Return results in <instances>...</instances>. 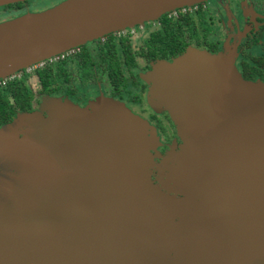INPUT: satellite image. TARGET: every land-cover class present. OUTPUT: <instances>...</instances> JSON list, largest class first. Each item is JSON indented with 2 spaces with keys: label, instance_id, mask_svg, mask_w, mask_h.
<instances>
[{
  "label": "water",
  "instance_id": "95a60500",
  "mask_svg": "<svg viewBox=\"0 0 264 264\" xmlns=\"http://www.w3.org/2000/svg\"><path fill=\"white\" fill-rule=\"evenodd\" d=\"M204 1L68 0L1 23L0 79ZM150 79L182 141L164 157L113 100L47 97L0 129V264H264V83L230 48Z\"/></svg>",
  "mask_w": 264,
  "mask_h": 264
},
{
  "label": "flooded vegetation",
  "instance_id": "af4514ba",
  "mask_svg": "<svg viewBox=\"0 0 264 264\" xmlns=\"http://www.w3.org/2000/svg\"><path fill=\"white\" fill-rule=\"evenodd\" d=\"M68 0H10L0 5V24L40 13ZM179 27L170 33L168 26ZM236 52L243 77L264 82V0H206L169 12L155 21L117 31L47 59L32 73L26 69L14 81H24L33 93L30 112H41L45 98L71 101L81 107L113 100L148 120L159 132L163 153L182 143L167 111L150 102V74L161 62H174L189 49ZM51 67L50 92L38 73ZM0 88L7 85L1 84ZM17 111L13 119L17 117ZM0 117V129L8 123Z\"/></svg>",
  "mask_w": 264,
  "mask_h": 264
},
{
  "label": "trees",
  "instance_id": "16d2710c",
  "mask_svg": "<svg viewBox=\"0 0 264 264\" xmlns=\"http://www.w3.org/2000/svg\"><path fill=\"white\" fill-rule=\"evenodd\" d=\"M178 30L179 27L168 26L170 33H176ZM38 77L45 90L50 92L55 78L54 70L48 67L40 71ZM32 103L33 93L24 81H14L8 84L6 88H0V117H3L5 123H11L17 111L30 112Z\"/></svg>",
  "mask_w": 264,
  "mask_h": 264
},
{
  "label": "built area",
  "instance_id": "2783aa9c",
  "mask_svg": "<svg viewBox=\"0 0 264 264\" xmlns=\"http://www.w3.org/2000/svg\"><path fill=\"white\" fill-rule=\"evenodd\" d=\"M43 65H44V62H40V63H37L35 65H32L31 67L27 68L26 70L28 73H32L34 70H36L39 67H42ZM21 75H22V73L11 75V76L7 77L6 79H3L1 81V84L7 85L9 82H11L12 80H15L17 77H21Z\"/></svg>",
  "mask_w": 264,
  "mask_h": 264
},
{
  "label": "rangeland",
  "instance_id": "374dc122",
  "mask_svg": "<svg viewBox=\"0 0 264 264\" xmlns=\"http://www.w3.org/2000/svg\"><path fill=\"white\" fill-rule=\"evenodd\" d=\"M214 54H215V53H214ZM216 54H218V53H216ZM174 62H175V61H174ZM172 63H173V62H172ZM239 71H240V70H239ZM263 83H264V82H263ZM162 144H163V143H162ZM162 146H163V145H161L160 148H159V153H160L159 155H160V156L162 155V156L164 157V156H166V155L168 154V152L170 151V147H169V150H167L166 153H163L162 150H161ZM156 160H157L158 162H160V159L156 158ZM153 179H154V177H153Z\"/></svg>",
  "mask_w": 264,
  "mask_h": 264
}]
</instances>
